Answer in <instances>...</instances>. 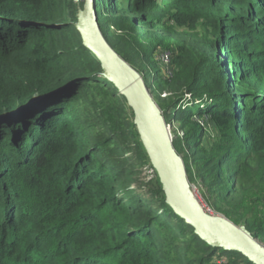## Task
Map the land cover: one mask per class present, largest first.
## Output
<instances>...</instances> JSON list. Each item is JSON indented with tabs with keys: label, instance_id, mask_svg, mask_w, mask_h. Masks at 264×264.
I'll return each mask as SVG.
<instances>
[{
	"label": "trees",
	"instance_id": "1",
	"mask_svg": "<svg viewBox=\"0 0 264 264\" xmlns=\"http://www.w3.org/2000/svg\"><path fill=\"white\" fill-rule=\"evenodd\" d=\"M95 1L109 45L138 72L150 67L153 99L151 90H176L157 104L178 124L189 182L264 242V0ZM63 3L0 0V264H220L216 254L252 264L202 241L161 185L165 210L129 188L140 152L150 164L133 120L116 114L132 111L75 25L58 20ZM70 30L77 42L63 51L56 37ZM65 56L97 70L74 75ZM85 110L106 126L97 143L79 131Z\"/></svg>",
	"mask_w": 264,
	"mask_h": 264
},
{
	"label": "water",
	"instance_id": "2",
	"mask_svg": "<svg viewBox=\"0 0 264 264\" xmlns=\"http://www.w3.org/2000/svg\"><path fill=\"white\" fill-rule=\"evenodd\" d=\"M75 29L82 45L99 62V74L125 98L131 109L139 140L157 175L165 204L207 245L236 251L252 264H264V246L244 225L210 213L196 197L184 160L173 146L170 128L142 75L104 38L95 0H82L77 9Z\"/></svg>",
	"mask_w": 264,
	"mask_h": 264
},
{
	"label": "rangeland",
	"instance_id": "3",
	"mask_svg": "<svg viewBox=\"0 0 264 264\" xmlns=\"http://www.w3.org/2000/svg\"><path fill=\"white\" fill-rule=\"evenodd\" d=\"M63 2L64 3L62 5V8L58 13V15L60 14L58 20L66 21L70 25L73 24L74 26L76 23L77 9L81 7L82 1L74 2L72 0L71 2V0H63ZM180 32L181 30L177 28L176 33H172V36L181 37ZM76 42H77V38L73 30H70L69 33L67 34L61 36L58 35V37H56V45L58 48H61L63 51L70 50L71 48H73ZM158 58L160 60V54H158ZM62 63L64 65H67L66 67L70 66L69 71L74 75H83L97 70L96 66L91 65L89 59L83 56L79 59V62L74 61V59L72 58L68 60L65 56ZM135 66L139 69L140 71L139 73L142 75V77L146 79L150 78L151 74L148 73L150 71V67H147L146 69L145 64H143V66L141 64H136ZM151 91L153 92V95L155 97L154 100L156 101V103L158 102L162 103L166 99L169 100L168 98H171L170 100H173L177 94L174 93V91L176 92L174 88H168V90L166 91H161L160 95L154 93V90ZM116 114L120 117L121 122L126 123L127 125L130 123L131 120H133L130 116H128L127 113H124V110L121 108L117 110ZM92 115L93 113L91 111L85 110L81 113L80 115L81 118L79 119V126H80L79 131L82 132L84 139H86L89 144L97 143V141H100L103 137L106 136L105 134H108L106 126L103 123V121L101 119L93 121L94 119L92 118ZM199 123L203 125L206 129L208 128V122H206L205 118L200 117ZM168 126L170 128V132L172 136L174 134L182 135L178 129V124H176V122H170ZM125 132L127 131H124V133ZM128 142H129L128 139L124 140L123 145H126ZM138 158L139 160L135 161V165L132 168L129 188L133 190L135 193H138L141 196H145V198L150 197L151 195L150 198H152L155 202L152 204V206L157 209L162 208V210H165L166 206L163 205L162 192L160 191V184L154 169L150 166L149 163L146 162L145 156L142 152L138 154ZM190 185L196 197L198 198V200L200 201L202 206H204L205 209H207L210 213L225 216L223 212H221L215 207L214 199L211 193L208 191V187L202 181L195 179L193 180V182H190ZM225 207L227 210H232L234 208V205L226 204ZM238 225H242V224H238ZM186 233H189V231H187ZM257 241L260 242V240ZM260 243L264 246V242H260ZM224 256L219 258V256L216 254L214 258H216L215 260L218 262L222 260L227 261L226 259L227 256L226 257Z\"/></svg>",
	"mask_w": 264,
	"mask_h": 264
},
{
	"label": "built area",
	"instance_id": "4",
	"mask_svg": "<svg viewBox=\"0 0 264 264\" xmlns=\"http://www.w3.org/2000/svg\"><path fill=\"white\" fill-rule=\"evenodd\" d=\"M160 61H162L163 64H166V65L169 64V62H170V55H169V53H165V52L164 53H161L160 54ZM168 73L170 74L169 70H168ZM199 122H200V119H199ZM219 263L220 264H227V262L224 261V260L220 261Z\"/></svg>",
	"mask_w": 264,
	"mask_h": 264
}]
</instances>
